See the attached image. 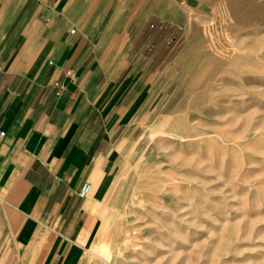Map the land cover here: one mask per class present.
I'll return each instance as SVG.
<instances>
[{
  "label": "crops",
  "instance_id": "crops-1",
  "mask_svg": "<svg viewBox=\"0 0 264 264\" xmlns=\"http://www.w3.org/2000/svg\"><path fill=\"white\" fill-rule=\"evenodd\" d=\"M171 6L0 0V264H101L113 170L138 142L139 105L154 102L135 73L159 71L153 51L185 23Z\"/></svg>",
  "mask_w": 264,
  "mask_h": 264
},
{
  "label": "rangeland",
  "instance_id": "rangeland-1",
  "mask_svg": "<svg viewBox=\"0 0 264 264\" xmlns=\"http://www.w3.org/2000/svg\"><path fill=\"white\" fill-rule=\"evenodd\" d=\"M252 1L245 25L230 0H178L193 12L153 51L165 63L135 73L154 102L113 170L101 264H264V0Z\"/></svg>",
  "mask_w": 264,
  "mask_h": 264
},
{
  "label": "bare ground",
  "instance_id": "bare-ground-1",
  "mask_svg": "<svg viewBox=\"0 0 264 264\" xmlns=\"http://www.w3.org/2000/svg\"><path fill=\"white\" fill-rule=\"evenodd\" d=\"M174 2L178 3V0H174ZM188 6L185 8L181 7L180 9H178L177 6L175 7L171 6L167 9L164 8L163 12L167 13L168 18L172 20H174V18L178 17L179 15L182 16V14L190 17L191 16L190 14L191 12H193V9ZM228 6L230 9V13L236 18L238 24L241 23V24L248 25L249 23H252L254 21V11L256 9V6L252 0H230Z\"/></svg>",
  "mask_w": 264,
  "mask_h": 264
},
{
  "label": "built area",
  "instance_id": "built-area-1",
  "mask_svg": "<svg viewBox=\"0 0 264 264\" xmlns=\"http://www.w3.org/2000/svg\"><path fill=\"white\" fill-rule=\"evenodd\" d=\"M163 22V21H161ZM151 28L154 26L153 24H150L149 25ZM55 85L58 86L59 89L62 88V84L61 83H55ZM59 92H57L58 94ZM1 134H4V133H1ZM91 191V184L88 182V181H84L78 191V196L81 197V198H84L86 197Z\"/></svg>",
  "mask_w": 264,
  "mask_h": 264
}]
</instances>
